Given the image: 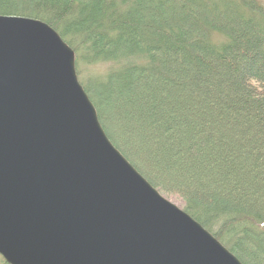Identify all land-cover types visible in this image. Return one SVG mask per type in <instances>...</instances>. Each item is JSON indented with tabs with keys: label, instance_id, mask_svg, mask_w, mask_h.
<instances>
[{
	"label": "trees",
	"instance_id": "1",
	"mask_svg": "<svg viewBox=\"0 0 264 264\" xmlns=\"http://www.w3.org/2000/svg\"><path fill=\"white\" fill-rule=\"evenodd\" d=\"M0 17L54 29L114 147L242 264H264L263 0H0Z\"/></svg>",
	"mask_w": 264,
	"mask_h": 264
},
{
	"label": "water",
	"instance_id": "2",
	"mask_svg": "<svg viewBox=\"0 0 264 264\" xmlns=\"http://www.w3.org/2000/svg\"><path fill=\"white\" fill-rule=\"evenodd\" d=\"M0 257L242 264L110 142L60 35L19 17H0Z\"/></svg>",
	"mask_w": 264,
	"mask_h": 264
},
{
	"label": "rangeland",
	"instance_id": "3",
	"mask_svg": "<svg viewBox=\"0 0 264 264\" xmlns=\"http://www.w3.org/2000/svg\"><path fill=\"white\" fill-rule=\"evenodd\" d=\"M264 1V0H263ZM213 40L214 41H220V40H222V38H221V36H219V35H213ZM76 57V56H75ZM105 70V68L103 67V66H97V67H90V68H88V67H83L82 68V78L83 79H87L88 78V76H90V75H95V74H99V73H102L103 71ZM161 194V193H160ZM162 195V194H161ZM165 199H167L169 202H171L172 204H174V205H176L178 208H180V209H182L181 208V204L179 203V202H177L176 201V199H174V198H168V197H166V196H164V195H162Z\"/></svg>",
	"mask_w": 264,
	"mask_h": 264
}]
</instances>
